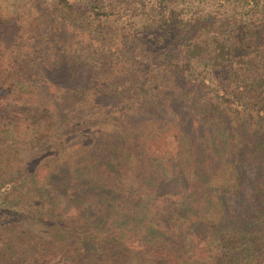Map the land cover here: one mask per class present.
Masks as SVG:
<instances>
[{"label": "trees", "instance_id": "1", "mask_svg": "<svg viewBox=\"0 0 264 264\" xmlns=\"http://www.w3.org/2000/svg\"><path fill=\"white\" fill-rule=\"evenodd\" d=\"M12 5L0 12V264H125L130 239L145 248L131 264H264V186L245 193L228 159L249 138L264 145V0ZM101 109L98 150L78 136ZM123 112L142 127L126 135ZM165 134L170 152L151 155ZM121 161L141 171L133 196L103 183ZM155 202L169 224L152 220Z\"/></svg>", "mask_w": 264, "mask_h": 264}, {"label": "rangeland", "instance_id": "2", "mask_svg": "<svg viewBox=\"0 0 264 264\" xmlns=\"http://www.w3.org/2000/svg\"><path fill=\"white\" fill-rule=\"evenodd\" d=\"M15 0H0V12H2L4 10L3 13L5 14H9L10 12H12L14 10V5H12V3ZM30 3V2H29ZM32 4V3H31ZM8 5V7H7ZM10 5V7H9ZM11 5L13 7H11ZM32 14L30 16V18H34L36 16L35 13H33V10L30 11ZM4 31V29H2ZM34 41H27L26 44L29 46L30 45H34ZM32 49H29L30 54L32 53ZM119 108H123V105L120 106ZM125 112V111H124ZM122 113L123 117H122V122H123V128H125V133L126 135H128L131 131H136L139 127H142V122L138 121H132L131 116L134 115V112H129V113ZM104 111L103 109H101L100 113H97L96 115H91L90 117L88 115H84L82 116V118H85L84 120L86 121V125H90V127L88 129H86L84 135L78 136L81 139H85L86 143H88L89 141H91V146L97 147L98 150L103 149L104 148V141H103V137H104V132L106 131V129L103 128V126H105L106 124H104L102 126V124L104 123L103 117H101ZM114 116H118L120 115L119 112H115L112 115H110V118L112 119L113 122H115V120L112 118ZM129 116V117H128ZM128 117V118H127ZM127 118V120H126ZM126 120L127 122H124ZM140 122V123H139ZM150 124V123H148ZM103 130V131H102ZM193 130L195 131V128H193ZM129 138V137H128ZM132 138V137H131ZM166 138H169V140L171 139L170 135L165 134L163 137H158V139H156V142H152L149 141L147 144L149 145V147L147 146V149L149 148V153H151V155L153 154H160V155H167L168 152H170V146L169 144L166 142ZM135 138L133 137V139L129 138L130 142H133ZM142 139V138H140ZM135 141V140H134ZM184 144V140L182 141ZM98 143V145H97ZM140 146V144H139ZM142 148V146H140ZM146 147V146H145ZM242 152H246V154L244 156L238 157L239 152H232V155L228 158L230 161L231 159L233 160V162L235 164L239 163L241 164L240 166L242 167L241 172H244L243 174V182H244V192L245 193H249L248 191L250 190L251 186L258 182L259 184L261 183V186H264V145L262 143H260V141L255 140L254 138H249L247 143L244 145V147H242ZM144 150V148H142ZM152 149V150H151ZM184 150V149H182ZM142 157V156H140ZM231 158V159H230ZM211 162H213V157L211 156ZM121 170L119 171H111V169H108L107 171V176L105 178V182H103L106 186H109V188L118 186L121 192H127L130 195H135L136 193H134L133 191H137V187H139V189L143 188L144 183L143 180L141 181V179L143 178L140 174V170L139 169H135L134 166H136V164H131V163H127L124 161H121ZM174 164H176V166H179V162H175L173 161ZM99 163H96V165L94 166V168L96 169V173L100 172L101 173V168L98 167ZM178 173H181V167L180 169L177 170ZM203 172L205 174L206 171L203 170ZM261 173L262 178L258 177V174ZM176 175V174H174ZM178 177V175H176ZM173 180V179H171ZM256 182V183H255ZM112 189H110L111 191ZM138 192V191H137ZM96 191H92L89 190L87 192V194L84 196L85 200L89 203L92 204L93 206H96V202L99 203V198L100 195L95 194ZM153 207L157 208L156 213L152 216V220H156V225L158 227H160L162 225V223H170V220H168L166 217V211L167 209H164L163 206H159L161 204H159L158 202L152 203ZM229 210V209H228ZM163 213V214H162ZM160 215V216H159ZM86 229H88L89 231L92 229V226L89 227L87 226ZM134 230V229H132ZM134 233V231H133ZM134 238H137L136 234H132ZM95 236V235H94ZM138 242L134 241V239H130L127 243H125V245L122 246V250L120 249V257L119 258H123L125 260V264H131L134 263V259L137 256L140 255H144L145 251L142 246L137 244ZM116 252V250H115ZM113 257V255H112ZM106 264H109L106 260Z\"/></svg>", "mask_w": 264, "mask_h": 264}]
</instances>
